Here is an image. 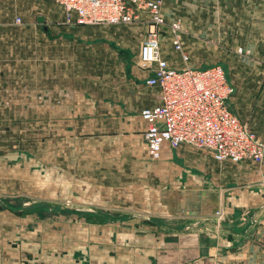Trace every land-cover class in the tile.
<instances>
[{"label":"rangeland","instance_id":"1","mask_svg":"<svg viewBox=\"0 0 264 264\" xmlns=\"http://www.w3.org/2000/svg\"><path fill=\"white\" fill-rule=\"evenodd\" d=\"M160 1H167V10H172L170 5L190 9V18L200 23L187 28L201 52L198 65L224 66L234 84L230 100L250 110L251 118L244 115L243 121L261 139L264 123L256 121L251 112L254 93L250 99L240 96L246 93L248 84L264 86V41L255 40L264 39V5L258 2L264 1H256V10H250V21L256 24L246 31L242 26L203 27V14L215 17L214 11L203 12V0ZM239 1L242 0L229 1L237 18L240 16L237 10L242 6ZM207 3L217 5V0ZM251 4L250 0L249 7ZM4 6L0 2L1 18L9 24L11 39L2 42V36L6 35L0 30L1 198L14 200L19 207L20 202L31 200L27 197H54L67 207L89 209L92 208L89 203L97 206L105 203L103 197L108 191L100 185L88 184L89 180L102 184L98 179L103 180V172L111 175L106 180L117 185L118 179L147 183V168L151 164L155 167L157 161L149 157L139 135L129 134L133 127L135 130L142 125L140 110L145 106V102L135 104L134 94L142 89L146 98L149 90L138 61L145 24H70L51 4L42 15L45 21L39 22L35 15L18 9L10 14ZM16 15L21 16L20 23L14 22ZM41 36L47 40V52L42 54ZM240 39L248 41L240 43ZM239 47H243L244 54L237 53ZM230 107L235 108L232 103ZM120 172L124 177H119ZM75 211L80 213L75 214L81 223L89 220L86 214L91 211ZM75 214L66 213L59 219H63L62 230L50 221L46 222L50 226L1 234L0 241L6 242L17 256L31 253L32 257L33 253L53 251L60 243L70 249L73 233L78 229ZM45 215L41 217L50 219Z\"/></svg>","mask_w":264,"mask_h":264},{"label":"crops","instance_id":"2","mask_svg":"<svg viewBox=\"0 0 264 264\" xmlns=\"http://www.w3.org/2000/svg\"><path fill=\"white\" fill-rule=\"evenodd\" d=\"M229 1L217 0V5H208L207 0H203V12H215L213 18H207L203 14V27L242 26L243 31H246L256 24L250 21L249 16L250 10H256L258 0H251V7L250 0L239 1L238 4L242 6L237 10L240 14L238 18L236 9L232 8V2ZM0 2L10 14H15L18 9L28 15L42 17L43 21L39 22L45 21L42 15L47 13L48 4L56 6V12L64 16L60 5L47 0ZM166 2L162 3L165 15L167 18L178 19L184 29L182 50L188 54V60H182L181 53L172 47L166 36L161 41L163 58L171 67L178 69L185 66L200 67V49L194 45L193 36L187 31L189 26L200 23L197 24L190 18V9L187 8L180 10L177 5H170L172 10L168 9V13ZM258 2L264 5L263 2ZM4 20L0 13V30L6 35L2 36V42H9V24ZM142 27L146 32V26ZM255 40L264 41L260 38ZM246 41L248 39H240V43ZM203 42L206 40L203 39ZM39 50L40 54L47 52V40L42 36ZM204 55L203 49V57ZM211 64L203 63V66ZM143 73L145 80L151 75L147 70H143ZM230 81L233 84V80ZM259 85L252 87L248 84L246 93H242L240 98L247 96L250 99L254 93L251 112L253 111L255 120L263 124L264 113L261 111L263 109L264 112V86ZM147 87L149 90L146 98L142 89L134 94L137 106L145 102L144 107H151L158 103V89L154 86ZM229 103L235 107L234 110L231 109L241 120L244 115L251 118L248 108L237 106L231 100ZM41 106L46 107L42 103ZM141 124L138 129L133 130V127L129 134L134 137L139 135L147 151L142 135L145 124L143 121ZM260 137L264 142V133ZM153 161L158 162L155 163L157 169L152 164L147 168L149 177L145 184H138L135 179H118L120 185H117L106 180L111 175L104 172L103 180L98 179L102 184L89 180V185H100L104 188L102 190L108 191L103 202L104 205L110 203V206L89 203L92 208L88 207L93 211L97 209L104 212L108 217L104 219L94 215L90 217V221L84 219L81 223L82 220L75 214L78 211H68L66 208L71 207L54 197H27L31 200H21V206L18 207L14 200L0 196V235L50 226L46 225L50 221L56 223L55 228L62 230L63 219H59L66 216V213L67 216H77L75 221L78 226L77 233H73L75 236L70 249L60 243V247L55 250L33 253L32 257L31 253L17 256L7 248L6 242L0 241V264H264V163L258 164L250 160L219 162L209 150L188 145L164 147L161 157ZM120 173L119 177H124ZM116 195L121 197L113 198ZM217 210L221 212V218L215 214ZM43 214L50 216L51 220L41 217Z\"/></svg>","mask_w":264,"mask_h":264},{"label":"built area","instance_id":"3","mask_svg":"<svg viewBox=\"0 0 264 264\" xmlns=\"http://www.w3.org/2000/svg\"><path fill=\"white\" fill-rule=\"evenodd\" d=\"M61 6L65 21L75 25L145 24L138 61L151 72L146 84L158 89L159 101L140 110L147 153L159 159L164 147L188 145L209 150L222 162L250 160L264 163V142L230 107L234 92L223 65L171 67L161 54L162 37L181 53L184 29L178 19H167L160 0H47ZM14 22L20 23L16 16ZM237 53L244 54L243 47ZM221 218V212H215Z\"/></svg>","mask_w":264,"mask_h":264},{"label":"trees","instance_id":"4","mask_svg":"<svg viewBox=\"0 0 264 264\" xmlns=\"http://www.w3.org/2000/svg\"><path fill=\"white\" fill-rule=\"evenodd\" d=\"M66 208V207H65ZM68 211L69 210H73V209H69V208H66ZM65 209V210H66ZM87 215V217L86 218H88V219H90V217H94V215L95 216H97V217H99V219H104V218H108L106 215H104V214H100V212H93V213H91V212H89V213H87L86 214Z\"/></svg>","mask_w":264,"mask_h":264},{"label":"water","instance_id":"5","mask_svg":"<svg viewBox=\"0 0 264 264\" xmlns=\"http://www.w3.org/2000/svg\"><path fill=\"white\" fill-rule=\"evenodd\" d=\"M38 20H39V21H43V18H42V17H38ZM71 209H74V210H81V211H91V212H95V211H93V210L86 209V208H80V207H71Z\"/></svg>","mask_w":264,"mask_h":264}]
</instances>
